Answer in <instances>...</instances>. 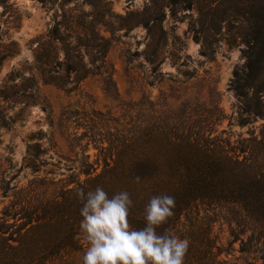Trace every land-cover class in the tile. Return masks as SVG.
<instances>
[{
  "label": "rangeland",
  "instance_id": "obj_1",
  "mask_svg": "<svg viewBox=\"0 0 264 264\" xmlns=\"http://www.w3.org/2000/svg\"><path fill=\"white\" fill-rule=\"evenodd\" d=\"M107 1L108 7L84 5L82 9L99 14L103 21L99 29L111 39L107 57L114 79L111 93L105 92L103 77L98 75L89 77L72 94L41 84V101L32 104L27 97L29 89L23 90L29 82L22 80L21 74L28 79L36 72V56L49 46L57 8L44 6L39 0L0 4V91L10 96L0 99V216L15 199V192L35 180L33 168L23 166L29 146L37 142L42 145L36 160L38 178L57 184L51 193L71 181L85 180L84 170L100 172L103 147L109 145L108 129L114 132L130 121V116L151 120L153 110L156 115L184 112L196 120H206L219 108L223 117L210 124L213 137L221 136L236 147L264 138V119L246 125L239 122L240 102L231 88L235 70L245 63L248 40L247 26H242L239 17H226L234 1L198 0L194 9L177 10L175 15L166 8V18L152 33L140 22V14L151 0ZM206 6L216 10L209 15L200 13ZM94 121L100 125L91 131L89 124ZM253 145L264 157L263 145ZM7 184L18 188L4 198ZM238 221H243L245 229ZM250 227L251 222L235 206L201 207L183 216L174 235L192 245L208 230L212 243L220 246L221 259L228 264H248L260 260L259 241L253 242L250 253L241 251L242 241L253 233ZM80 233L85 254L89 245ZM50 264H83V256L71 254Z\"/></svg>",
  "mask_w": 264,
  "mask_h": 264
},
{
  "label": "trees",
  "instance_id": "obj_2",
  "mask_svg": "<svg viewBox=\"0 0 264 264\" xmlns=\"http://www.w3.org/2000/svg\"><path fill=\"white\" fill-rule=\"evenodd\" d=\"M8 1L0 0V4ZM39 1L57 8V16L49 31L46 52L36 56V72L28 79L21 74L22 80L29 82L23 88L30 91L29 104L41 101V84L54 85L72 94L89 77L98 75L103 77L105 92L111 93L114 79L107 60L111 39L99 29L103 25L99 14L82 9L84 5L94 9L108 7V1ZM233 1L235 5L231 3L227 9L232 12L226 17L238 16L242 26H247L245 63L235 70L231 84L240 102L239 122L246 125L264 119V0H229ZM197 4L198 0H151L140 14V22L152 33L166 18V8L175 15L177 10H191ZM199 10L209 15L216 9L206 6ZM150 21H154L152 26ZM9 97L0 91V99ZM152 112L151 120L130 116V121L114 132L106 122L102 124L109 130V145L103 147V169L95 174L90 169L84 170L85 180L71 181L51 193L49 190L57 184L38 178L40 168L36 160L41 156L42 145L39 142L30 145L23 169L32 167L35 180L27 188L17 190L15 199L2 210L0 264H50L71 254L84 256L80 238L83 204L77 191L82 188L87 193L97 187H102L109 197L121 191L130 194L131 230L145 227V209L152 197H173V216L157 228L160 235H174L183 216L194 209L235 206L251 222L253 232L248 240L242 241L241 251L250 253L253 242L259 241L260 260L248 264H264V157L253 145L259 143L264 148V138L248 140L249 144L236 147L221 136L213 137L210 124L223 117L219 108L206 120L202 117L203 120H196L184 112L166 111L163 116ZM89 125L88 129L95 131L100 124L94 121ZM71 183L75 185L70 187ZM16 188L17 185L13 189L8 184L4 186L3 197H9V191ZM237 224L245 229L243 221ZM202 233V238L189 246L185 264H228L220 258V246L212 243V233L208 230Z\"/></svg>",
  "mask_w": 264,
  "mask_h": 264
},
{
  "label": "clouds",
  "instance_id": "obj_3",
  "mask_svg": "<svg viewBox=\"0 0 264 264\" xmlns=\"http://www.w3.org/2000/svg\"><path fill=\"white\" fill-rule=\"evenodd\" d=\"M77 197L83 204L80 228L89 245L83 264H185L190 241L157 233L173 216V197H152L145 209L146 225L139 230L129 226L133 201L127 191L109 197L102 187L87 193L81 188Z\"/></svg>",
  "mask_w": 264,
  "mask_h": 264
}]
</instances>
